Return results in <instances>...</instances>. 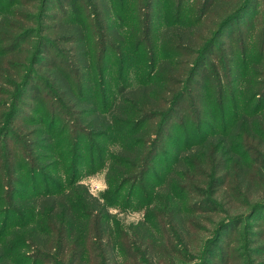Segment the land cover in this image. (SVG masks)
Masks as SVG:
<instances>
[{
	"label": "trees",
	"instance_id": "obj_1",
	"mask_svg": "<svg viewBox=\"0 0 264 264\" xmlns=\"http://www.w3.org/2000/svg\"><path fill=\"white\" fill-rule=\"evenodd\" d=\"M59 1L70 13L66 10L62 21L50 18L56 24L49 29L57 38L37 42L32 54L24 43L33 29L23 28L34 20L13 8L30 4L11 0L9 11L0 16V143L8 139L14 147L34 148L35 168L56 159L60 148L66 147V153L73 148L77 168L85 141L96 151L102 142L116 140L119 149L105 173L112 199L94 195L79 181L62 191L53 177L55 169L48 170L51 163L36 173L42 170L54 190L21 196L16 187L23 182L16 176L24 169L11 163L12 175L0 179V191L6 194L0 196L2 231H7L10 215L21 224L0 238V264H122V257L125 264H187L195 257L203 264H228L229 259L211 262L216 242L194 245L189 237L200 231L194 214L214 215L215 233L223 212L237 225L253 207L252 199L259 198L264 206V41L256 53L244 35L235 39L228 34L229 48L221 43L251 1L230 14L241 0H207L189 18L186 0H88L82 4L91 11L86 15L83 0ZM46 3L39 17L45 16ZM127 6L125 29L122 13ZM218 45L223 79L208 70V58ZM132 59L138 60L137 82L114 84L113 67L118 64L125 76ZM36 66L47 78L45 90L58 103L53 117L60 116L64 128L57 135L53 120L49 129L15 126L25 91L40 90L33 75ZM198 113L204 134L195 142L191 132L174 139L172 129L191 131ZM68 126L73 143L66 138L65 144H56ZM160 154L168 165L152 207L144 220L125 231L111 208L127 185L134 187L150 175ZM5 183L15 189L12 195ZM195 194L201 202L193 200ZM217 195L224 210L214 200Z\"/></svg>",
	"mask_w": 264,
	"mask_h": 264
},
{
	"label": "rangeland",
	"instance_id": "obj_2",
	"mask_svg": "<svg viewBox=\"0 0 264 264\" xmlns=\"http://www.w3.org/2000/svg\"><path fill=\"white\" fill-rule=\"evenodd\" d=\"M10 1L11 0H0V16L5 15L4 13L9 11L11 4ZM46 1L47 11L45 9V11L42 12L45 14L43 17H39L38 13L45 0H17V3H29L30 6L22 8H18L16 6L13 7L19 10L23 9L20 11L22 12L20 15L28 17L31 15V19L33 18L34 20L31 23H24L23 28L24 30L32 28L34 32L29 41L24 43V49L29 50L30 54H32L36 49L38 45L37 42L45 41L43 43H47L49 38L52 40V42L53 40H56L57 35L49 29L53 27L56 22L50 20V18H56L57 21L65 20L64 16L67 9H63L61 2L59 0ZM111 1L113 2L114 0ZM206 1L207 0H186L185 11L187 17H191V10L193 8H197L201 4H205ZM246 1L247 0H241L239 7L234 9L230 14H234L237 9L241 8L245 4ZM250 1L252 5L248 11L242 14V16H240L234 24L226 29L225 34L227 36L225 41L222 39L221 43L226 42L225 46L229 48L230 43L232 42L227 39L228 34L235 35V39H239L241 35H244V38H246V41L249 42L250 46H252L253 49L255 48L254 53H256V50L260 49L262 41H264V0ZM83 2H88V0L81 1V6ZM224 2L228 3V0H225ZM235 2H237V0ZM128 7L129 6H127V12L122 13V17L125 20V29L127 28L126 22L129 18ZM82 9L83 15L89 14L91 12L90 9L86 8L85 6H82ZM68 13L70 12L68 11ZM225 17L227 16H224V19ZM259 41L261 42L259 43ZM59 47L60 50H69L68 45H66V47L59 45ZM219 47L220 45H218V48L215 50L214 57L208 58V70L210 72H218L220 77L223 79L225 67L224 64L220 62L218 57H216L220 54ZM139 54H143V52ZM136 60L137 59H132V62L129 65L131 70L125 76L119 73L120 69L118 64L113 67L112 76L115 79L114 84H117V82L122 83V81H130L132 84L137 82L139 77L137 75L136 68H138L139 65L138 60ZM30 70H32L31 66H29V71ZM33 75L39 84L40 90L38 92H31L29 90L25 91L21 101L22 105L20 106L21 112L17 117L15 126L16 128H20V130L24 131H28L34 127L49 129V127L53 125L54 121L56 122L54 124V134L57 135L64 128L62 127V118H60V116L53 117L54 109L57 108L58 103L55 101L53 96L45 90L44 83L46 82L47 78L41 71L40 67L36 66ZM204 75L205 77H208V75L205 73ZM222 113H224V108L222 109ZM202 120L203 116L201 113H198V116L192 117L191 122L193 121L192 123L195 125L192 127L191 131L188 128H173L170 133L173 134L174 139H177L178 134L180 136L184 135L185 137V135L191 132L192 136L190 139L192 142H195L204 134V131L201 129V124L203 123ZM221 124L222 129L224 127V117ZM65 128L69 129V132L61 137H56V144L64 143L66 138H70V143H73L74 135L71 133L72 127L68 126ZM20 134L21 133L19 131V135ZM20 136H22V134ZM8 141V139H4L0 143V179L1 177L8 178L12 175L13 167H11V163L21 166L24 170L16 176L21 178V182H23L21 187H16L17 190H19L21 196L28 195L29 197L33 198L37 194L45 193V191L50 187L51 190H54V187L45 183L42 170L40 172L42 175L40 173H36L40 170L39 168L44 167L45 164L51 163V166L48 167V170L55 169L53 177L57 184L62 186V191L69 189L73 182L79 181L80 183L89 186L91 192L94 195L104 198L105 200L112 199L111 196L107 195L108 187L105 183V173L107 167L111 163L112 156H114V154H116L117 150L119 149L118 141H104L98 145L96 151H94L95 149H91V144L87 143L88 141H85L82 150L80 151V163L77 165V168L75 165V160L78 159V155L74 153L73 148H70V153H66V147L60 148L56 159L48 160L46 163H39L40 167L37 166L35 168V160L31 154L34 153V148L32 151H29V149L23 144H20L19 147H14L13 145H9ZM182 141H184V139H182ZM176 143V141L168 143L165 146V151L171 150L173 148L171 144L175 145ZM101 148H104V151H102ZM162 152H164V149ZM15 158H17L16 162ZM166 159L167 158L165 154H160L155 164L152 166L150 175H148L143 181L139 182L134 187L132 185H127L121 193L118 204L111 208V212L115 215L117 223L123 230L129 231L131 225H136L146 218V212L147 210L151 209L153 204V194L155 193V188L159 185L160 179L164 175L166 166L168 165ZM5 185H7V183H5ZM7 186L10 188V195H12L15 189H11V185ZM211 194L212 193H210V196ZM5 195L6 194H2L0 191V196ZM193 196V200L196 202H201L202 198L198 197L197 194ZM258 199L259 198L252 199L251 206L253 207L240 224L235 225L233 222L229 221V216L223 214V212L219 217L220 219L222 218L219 223L220 228L215 233L212 232L214 215L210 213L194 214L196 217L194 220V222H196L195 225L200 228V231L197 233H192L191 237H189V240L194 245H197L199 242L200 245H202L201 241L204 240L210 241V245H213L216 242V252L211 257L212 263H216L220 259L224 263V259H229L228 264H264V206L261 205L262 202H259ZM214 200L217 204H221V208L224 210V204L218 195L215 196ZM232 200L235 201L236 199L232 197ZM4 219L5 218L0 220V238L3 236L8 237L10 233L14 231L19 224H21L18 217H13V215H10L8 217L9 227L7 231L3 233V224L5 223ZM23 223H25V221ZM195 254L198 256L199 253ZM203 262L204 261L199 257H197V259L195 257V260L187 264H203ZM125 263L126 259L122 257V264ZM28 264H37V262L33 263V261H31ZM38 264L53 263L38 262Z\"/></svg>",
	"mask_w": 264,
	"mask_h": 264
}]
</instances>
